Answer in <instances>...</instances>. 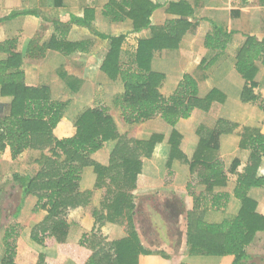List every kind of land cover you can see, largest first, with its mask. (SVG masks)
I'll return each instance as SVG.
<instances>
[{
  "label": "trees",
  "instance_id": "16d2710c",
  "mask_svg": "<svg viewBox=\"0 0 264 264\" xmlns=\"http://www.w3.org/2000/svg\"><path fill=\"white\" fill-rule=\"evenodd\" d=\"M167 4V13L177 18L168 20L162 27H154L150 21L153 12L162 7L160 3L110 0L103 7L102 15L111 22L122 23L128 19L132 22V33L149 30L152 34L148 40H138L129 67H124L120 59L121 46L127 35L111 36L95 31L91 9L85 10L82 18L69 16L67 21L47 18L33 10L13 11L0 20L34 16L43 22V26L46 23L54 30L48 41L41 43L39 35L46 30L41 25L23 53L17 51V39L0 42V55L4 57L0 60V96L10 99L8 104H0V153L8 149L11 160H16L27 150L49 153L40 156L37 161L39 170L33 177L17 173L12 175V182L20 188L21 200L35 197L32 212L46 213L43 220L31 229V241L39 246L56 243L57 258L47 260L39 256L37 264H63L67 259L77 264H137L140 255L150 254L141 246L134 228L136 205L132 191L136 188L138 176L142 174L143 161L151 158L163 136L152 134L148 140L141 141L121 135L109 114V107L100 105L86 110L76 120L74 136L60 140L55 138L53 130L61 121L69 102L52 100L46 86L26 85L23 61L41 60L47 51L67 56L87 54L90 41H67L72 26L87 28L95 37L108 41V50L100 70L110 80L119 79L122 83L123 93L112 101L119 109L122 120L127 125H136L160 118L173 129L180 120L188 119L194 110L208 112L212 104L222 102L224 96L212 89L204 97H199L197 80L190 74L182 75L170 96L165 98L161 95L160 88L165 77L150 69L153 51L177 50L182 38L187 33L195 32L199 23L194 17L193 8L186 1ZM211 25L212 30L205 35L203 45L213 57L204 63V69L213 66L227 51L231 36L235 33L228 26L213 22ZM257 65L264 68V38L246 36L235 53L234 62L235 72L244 80L240 100L242 103L256 104L264 114V100L254 92L259 86L254 81ZM60 77L69 88L75 90L68 82V76L60 74ZM73 82L77 81L74 79ZM235 128V124L223 120H218L210 130L199 127L196 132L199 141L190 158L181 152V136L173 129L167 149L163 148L166 155L164 167L167 176L171 177L173 164L180 162L190 174L185 186L188 196L193 199L192 210L185 213L188 254L232 256V264H246L250 259L246 247L253 242L257 233L264 232V217L256 213V202L247 196L251 189L264 187V178L257 176L259 166L264 161V135L258 129L244 128L239 142V148L249 151V156L243 172L237 175L233 190L234 198L240 202L238 214L220 223L205 221L207 211H223L228 203V194L214 192V188L226 185L227 174H235L240 161L235 159L226 171L214 153L219 149L220 136L231 133ZM109 141H115V145L108 165L103 166L93 161L91 156ZM86 167L93 168L96 175L94 188L105 189V193L101 208L92 210L91 231L83 234L78 243L69 244L66 241L69 227L80 224L93 194L92 191L79 190L81 175ZM193 174H196V178ZM199 185L204 186V191L195 193ZM169 207L175 208V204L170 203ZM108 223L125 226L126 237L107 241L109 229L105 225ZM17 238L16 226L5 230L0 264H15Z\"/></svg>",
  "mask_w": 264,
  "mask_h": 264
},
{
  "label": "rangeland",
  "instance_id": "374dc122",
  "mask_svg": "<svg viewBox=\"0 0 264 264\" xmlns=\"http://www.w3.org/2000/svg\"><path fill=\"white\" fill-rule=\"evenodd\" d=\"M163 1L164 0H157V2L161 3H164ZM166 1L177 0H165V3ZM187 1L192 2V0ZM248 3L249 4L244 7L245 12L240 14L241 16L239 15L238 17H234L230 14V6H236V4H238V0H206L204 3H201L199 8L196 10V17L199 18L200 21L207 18L214 20L215 23L220 24L223 27L231 25L232 28L238 29V32L241 35L244 33H250L258 39H263L264 0H249ZM199 24L200 25L196 28L195 32L188 34L182 40V43L177 51L173 53L164 52L156 54L154 58V69L162 72L166 77H168H165V80L160 88V93L167 98L173 91L181 76L186 73L192 75L197 80L201 98L211 89L219 91L224 96V100L222 102H218V104L213 103L210 110L206 113H202L200 111L193 112L188 119L180 121L173 129L181 136L179 145L180 150L186 155V157L190 158L194 148L196 147L198 140L196 132L199 127L210 130L216 125L218 120L235 124L236 128L231 133L225 134V136L221 138L219 142V149L216 153H214V156L218 157L222 161L225 170H228L234 158H238L241 161V165L239 167L241 169V166L245 163L246 154L238 148V141L241 139L244 128L259 129L261 132H264V114L258 109L256 104H243L239 97L241 88L239 83L241 82V78L234 71L233 62L235 61V53L243 44L244 39L241 38L240 34H236L234 38L230 39V42L232 43H229L230 46L227 51L222 55L220 54L221 59H219V61L217 60L213 66L204 69V63L213 57L211 54L207 53L203 47L204 35L211 31V26L210 23L205 20ZM100 30L113 35L118 34V32L125 33V26L122 25L117 28H110V24H101ZM118 30H121V32ZM46 33H40L39 36L41 42H43V40L45 42L47 41L49 33ZM73 34L74 38H82L87 35L81 30L75 31ZM18 37L21 43L23 36L18 35ZM138 37H140V35L133 34L128 35L125 38L126 40H124V43L121 46L122 53L120 56L123 63L130 62L129 59H131V53L135 52L134 49L137 45ZM89 38L93 39L95 42V44L93 42L94 47H92L89 55L84 57L75 56L74 58H67L62 55L54 57L48 54L46 59L39 60L33 66L36 67L39 75H46L50 72V74H56L55 69L60 71L65 70V67H69L67 66V61L70 62V65L75 66V68L72 67L71 69V67H69L68 70H66L71 72V76L68 77V82H70V84L74 87L76 84L73 82V76L77 73L79 74L78 76L82 77V79H80L78 91L76 93L69 92L70 98L69 95L66 96L64 92L62 97L64 98L63 100L68 99L70 105L72 104V106H78V108H80L79 110L100 105L110 106L112 117L114 118V122L116 123L120 134H125L128 138L132 139H141L142 137H147L150 133H161L164 135L166 141L170 136V129L160 120V118H155L137 126H127L121 120L119 112H117L118 110L115 111L111 108L112 99L116 94L122 92V87L119 81L109 82L106 80V77L100 71V65L103 62L102 55L104 56L106 53L108 42L97 40L93 36H90ZM201 62L203 63L201 64ZM76 65H81L80 67L82 68L84 67V71L82 72L77 70ZM257 66L259 67V71L257 72L254 81L258 83L259 86L254 92L259 94L261 99L264 100V68L260 65ZM27 70L28 72L31 71L29 67H27ZM62 81L63 82L58 84V89L60 85L63 92L66 91L64 84L66 86L67 84L64 80ZM89 83L91 86L82 88V96H74L75 94H79L81 91L79 89L82 85H88ZM81 97V100L86 101L85 103L79 102ZM58 98L61 97L59 96ZM2 101H5V99ZM78 112L80 113V111L77 110V113ZM70 114L73 116L72 113H66V115H68V122L60 125L63 129V133L60 137H69L73 134L74 127H72V121L75 119L77 114L72 118ZM163 148L167 149V145L165 143H161L160 146H157L154 149L150 159L143 161L144 174L142 173V176H145L144 178H146V182L141 184L140 189L144 190L145 187H152V189L147 192L143 191V193H147L142 194L143 196L137 195L136 198L139 208L136 210V217L134 220L137 222L136 226L145 244L151 246L152 249L158 248L159 251L162 252L163 250H171L170 254L174 255V251L172 249L174 247H178L179 249V247L184 246V241L186 243V235L183 233L184 229L186 230L185 213L192 210L193 199L188 196L185 189L187 182L190 180V174L188 173L187 167L180 162H175L173 164V175L168 177L167 171L164 167L166 155ZM108 149V146L104 147V150L98 155V158H93L94 161L98 163V160L102 162L105 161V163L108 164ZM39 155L40 153L28 152L22 155L18 160L11 161L7 154H0V260L4 253L2 239L5 230L9 227L16 226L18 229V240L21 234L28 227L32 226L35 219H39L44 215V212H39L40 214L32 212V207L36 198L31 196L22 201L17 184H15L14 181L12 182L13 173L33 176L39 170V165L37 164L38 158L40 157ZM102 162H100V164ZM227 175V190L229 191L233 188L236 177L231 174ZM177 177H179L178 181ZM193 177L196 178V174H193ZM149 179L156 180L155 184H151ZM104 190H95L96 193L93 194L95 196L93 197L92 195L90 205L85 209L86 212H89L90 214L92 209L101 208L100 201L103 199L105 193ZM203 191V187L199 185L197 186L195 193ZM98 192L99 194H97ZM164 198H167L168 202L164 203ZM145 201L153 204V209L157 211V215L155 214L153 217L147 215L149 210L147 211V209L143 207V205L146 204ZM169 202L172 203V205L173 203L175 204V210L170 209ZM166 204L169 209L166 208ZM176 211L180 212L176 213ZM79 225L80 224L77 226ZM151 226L153 227L151 228ZM105 227L108 228V225H105ZM163 227L164 230L161 231L160 228ZM123 231L125 232V228ZM21 240L22 239L20 238V241ZM30 244L33 245L32 243ZM261 245L264 246V238L260 240L259 246ZM180 251L182 252V250ZM24 252L25 251L21 252V256L23 257L25 256ZM258 254L259 256L264 257L263 250H259ZM261 262L263 263L264 259H262L260 263ZM254 263L258 264V261L255 260Z\"/></svg>",
  "mask_w": 264,
  "mask_h": 264
},
{
  "label": "crops",
  "instance_id": "0c3cea01",
  "mask_svg": "<svg viewBox=\"0 0 264 264\" xmlns=\"http://www.w3.org/2000/svg\"><path fill=\"white\" fill-rule=\"evenodd\" d=\"M109 1L110 0H0V20L4 19L5 17H7L13 11H27V10L31 11V10H33V11H38L44 17H47V18H51V19L60 18L59 19L60 21H67L69 16H73V17H76V18H82L84 16L85 10L91 9L92 12H93L92 27H93V29L95 31H97L99 33H102L104 35H111V36H117V35H120V34H125L127 36L128 35H133L134 33L131 32L132 31V22H131V20L126 19L122 23H113L108 18H105L102 15L103 7L107 3H109ZM114 1H119V0H114ZM148 1H150L152 3H160L162 5L161 8H159V9H157V10H155L153 12V14H152V16L150 18L152 26H154V27H162L168 20L177 18L176 16H173V15H170V14L167 13V6H168L167 3H169V2H177L179 0H177V1H168V2L166 1V3H165V0L163 1L164 3L157 2V0H148ZM183 1H186L193 8L195 19L200 21V19L196 17V10L199 8L201 3H204V1H206V0H192V2L191 1H187V0H183ZM248 1L249 0H246V1L238 0V4H236V6L231 5L230 6V14H231V16L233 15L234 17H238L240 14H243V12H245V8L244 7L249 4ZM228 10H229V6H228ZM160 12H162V13H160ZM204 20L210 23L211 30H212L211 22L215 23V21L211 20V19H208V18L207 19H202V21H204ZM202 21H200V22H202ZM199 23H198L197 27L200 25ZM233 23H235V22H233ZM101 24H104V25L110 24V28H117L119 26L124 25L125 26V33H119L118 32V34H113L112 35V34H109L108 32H103V31L100 30V25ZM157 24H159V25H157ZM41 25L43 26V22L40 19H38V18H36L34 16H20V17H17L15 19H13V20L0 22V42L5 41V40H10V39H17V42H18L17 51L20 52V53H23L28 41L31 38H33L37 32H39V27ZM227 26L231 30H233L235 32L231 36V38H234V36L236 34H240L238 32V29L232 28L231 25L230 26L227 25ZM43 27H46V30L43 32V34H45L46 32H47L46 34L49 33V35H48L49 36L48 39H49L51 37V35L54 34L53 28L50 25L46 24V23L44 24ZM79 30L85 32V34H87V35L85 37H82V38H74V34L73 33L75 31H79ZM118 31L121 32V30H118ZM241 33H243V32H241ZM188 34H190V33H187L182 38V40ZM18 35L19 36H23V40H21L22 41L21 43H20V39H19ZM136 35H140V37H138V39H137V42H138V40H148V39H150L152 37V34H151V32L149 30L143 31L141 33H137ZM205 35H204V37H205ZM90 36H93L97 40H101V39L95 37L91 33V31L88 30L87 28L72 26L71 30H70V32H69V34L67 36V41H69V42L90 41L91 42V46H90V49L87 52V54L76 53V54L67 56V55L62 54L60 52L47 51L46 54H45V58H43V59H46L48 54H50V55H52L54 57L62 55V56L67 57V58L68 57H73L74 58L75 56H82V57L87 56V55H89L91 53L92 47H94V44H95L93 39L89 38ZM246 36H254V35H251L250 33H244V34L241 35V38H243L245 40ZM48 39H47V41H48ZM182 40H181V42L179 44V47H180V45L182 43ZM244 40H243V42H244ZM101 41H107V40H101ZM93 42H94V44H93ZM203 42H204V39H203ZM41 43H45V41L43 40V42H41ZM231 43L232 42H230V44ZM230 44H229V46H230ZM136 47H137V45H136ZM136 47H135L134 51L136 50ZM203 47H204V45H203ZM107 49H106V53H107ZM177 50H158V51H153L152 59H151V63H150L151 71L163 74L162 72L156 71L154 69L155 68L154 58H155L156 54H160V53H164V52L165 53H169V52L173 53V52H175ZM206 51H207V53L211 54L210 51H208V50H206ZM106 53L104 54V56L102 55V57H103L102 61H103ZM211 56H213V54H211ZM130 57H131V59H129V60L131 62L133 60V53H131ZM3 58L4 57L0 55V60L3 59ZM70 59H72V58H70ZM219 59H221V56L218 58V61H219ZM38 61L39 60L33 61V60H26V59L23 61V71H24V75H25V84L28 85V86H32V87L46 86V87L49 88V91L51 90L50 91V97H51L52 100L59 101V102L68 101V99L63 100L64 98H62L64 92H65L66 96L69 95V92L76 93L78 91V88H79V85H80V79H82V77L78 76L79 75L78 73L76 75L74 74L73 80L74 79L77 80V83H75L77 85V87H76V85L74 86L75 90L69 88V86H66L64 84V86H65L64 88H66V91L62 92V89L60 88V85H59V89H58V84L63 82L62 81L63 79L61 80L60 74H65L66 76L70 77L71 76L70 75L71 72H68L66 70H68L69 67H71V69H72V67L75 68V66L70 65L71 63L67 61V63L69 64V65L67 64V66H69V67H65V70L60 71V70L55 69V73L56 74H50L51 73L50 72V73H48L46 75H44V74H40L39 75V72L37 71L36 67L33 66ZM130 62L129 63H123L121 61V63L123 64L124 67H129L130 66L129 65ZM234 62H233V69H234ZM76 66H77L76 67L77 70L82 71V72L84 71V67L83 68L80 67L81 65H76ZM27 67H29L31 69L30 72H28ZM258 71H259V67H258ZM104 76L106 77V80H108L109 82H116V81L120 82L119 79H116L115 81H112L105 74H104ZM164 77H166V76L164 75ZM166 78H168V77H166ZM177 84H176V86H177ZM120 85L122 87V92L116 94L114 97H116L117 95H120V94L123 93V86H122L121 82H120ZM89 86H91L90 83L88 85H82L81 88L79 89V90H81L79 92V94H75V95L72 94V95L79 96V97L82 96V94H81V92L83 90L82 88L89 87ZM176 86L174 87L173 91L175 90ZM239 86L241 87L240 88V92H239V94H240L241 91H242V88L244 86V80L242 78H241V82L239 83ZM173 91L171 92V94L173 93ZM198 91H199V97H200L201 95H200L199 86H198ZM170 95H168V96H170ZM57 96L58 97L60 96L61 98H58ZM204 96H202V97H204ZM239 97H240V95H239ZM69 98H70V95H69ZM3 99H5V101H2ZM81 99H82V97L79 99V102H81V103H85L86 102L85 100H81ZM113 99H112V101H113ZM9 102H10L9 98H2L0 96V104H8ZM214 103L218 104V102H214ZM95 107H97V106H95ZM108 107L110 109V106H108ZM92 108H94V107L86 108L84 110H79L80 108H78V106H76V105L72 106V104L70 105V103H69V105L67 106L66 110L64 111V114H63V117H62L61 121L56 126V128L53 130L54 137L60 140V139H63V138H69V137L74 136V134L76 132V129H75L76 120L86 110L92 109ZM111 108H113L115 111L118 110L117 112H119L120 118L122 120V117H121L119 109L116 108L113 104H112ZM77 110L80 111V113L79 112L77 113ZM196 111H199V110H194L193 112H196ZM67 112L73 114V116H71V114H70L71 118L74 117L77 114L75 116V119L72 121V127H74L73 128L74 131H73V134L71 136H69V137H60L61 134L63 133V129H62V127H60V125L62 123L65 124V122H68L67 121L68 115H66ZM200 112H202V111H200ZM202 113H206V112H202ZM109 114L112 117L111 109L109 111ZM113 120H114V118H113ZM180 121H182V120H180ZM123 123L126 124L124 121H123ZM137 125H139V124L129 125V126H137ZM165 125L170 129V133L169 134H171L172 128L169 127L167 124H165ZM259 132L264 135V132H261V130H259ZM152 134H160V135H162L163 136V140H162L161 143H165L167 145V141H168L169 137L165 141L164 135L161 134V133H150V134L147 135V137H144V138L142 137L141 139L139 138L137 140H141V141L148 140ZM224 136L225 135H221L220 136L219 142H220L221 138H223ZM198 141H199V138L197 140L196 147H197ZM239 142L240 141H238V148H239ZM111 144H112V147H111ZM160 144H158L157 146H160ZM114 145H115V141H109V142L105 143V145H104V147L108 146V148H109L108 149L109 156H110V153H111ZM104 147L91 156V159L93 161H94L93 158H96V159L98 158V155L104 150ZM196 147L194 148V150L196 149ZM240 150H242V149H240ZM242 151L246 154L245 155V163H246V160H247V158L249 156V151H247V150H242ZM28 152L40 153L39 156L48 155L49 154L47 152L27 150L22 155H24L25 153H28ZM2 153L7 154V156L11 160L8 149H5V151L1 152L0 154H2ZM22 155H20L16 160H18ZM234 159H233V161H234ZM16 160H11V161H16ZM237 160H239V159L237 158ZM98 161H99V163L97 162L98 164H100V162H102L100 160H98ZM108 161H109V158H108ZM245 163H244L243 166H241V169H240L239 168L240 165H241V161H240V165L237 168V172L235 174H231V175L235 176L236 179H237V175L243 172L244 167H245ZM100 165L107 166L108 164H106L105 161H103ZM226 171H228V170H226ZM142 173H143V171H142ZM13 174H15V173H13ZM17 174H19V173H17ZM19 175H22V174H19ZM22 176H25V175H22ZM27 176H29V175H27ZM33 176H30V177H33ZM257 176L264 178V161H262V163L259 166V169L257 171ZM144 177L142 176V174L138 176L137 183H136L137 186H136L135 190L132 192L133 196H134V203L136 205V210H138V208H139L138 201H137V198H136L137 195L147 194L146 192L150 191L152 189V187H148L147 188L145 186H144L145 187L144 190L140 189L141 184H144L146 182V178H144ZM177 178H178L177 179V181H178L179 177H177ZM236 179H235V183H236ZM95 182H96V175L93 173V168L86 167V168L83 169V172H82V175H81V180H80V183H79V190L81 192L92 191L93 194H95L96 193L95 192L96 189L94 188ZM150 182H151V184L154 185L156 180L151 179ZM227 183H228V177H227L226 185L224 187H216V188H214V192H223V193L228 194L229 199H228V203L226 205V208L223 211H217V212H215V211H207L206 214H205V221L206 222H208V223H220L224 219H231L232 217H235L238 214V212L240 210V202L238 200H236L234 198V196H233V190H234V187H235V183H234L233 188L231 190H229V191L227 190V187H228ZM138 184H139V186H138ZM202 187L204 189V186H202ZM17 188L19 189V193H20V188H19L18 185H17ZM143 191H146V192L143 193ZM97 194H99V192ZM94 196L95 195H93V197ZM247 196L250 199H252V200H254L256 202V213H258L259 215L264 217V187L263 188H253V189H251L248 192ZM29 197H31V196H29ZM29 197H27V198H29ZM163 202L164 203L168 202V199L164 198ZM100 203H101V201H100ZM145 203L146 204H144L145 206L143 205V207H145L147 209V211L149 210L147 215L151 216V217H153L155 214L157 215V211L155 209H153L154 208L153 204L151 202H148V201H145ZM35 204H36V201H35L33 207L35 206ZM169 204H170V202H169ZM33 207H32V210H33ZM166 208L169 209L167 204H166ZM136 210H135V212H136ZM174 210H175V208H174ZM39 212H44V211H39ZM39 212H37V213H39ZM37 213H35V214H37ZM45 216H46V213L44 212L43 216H41L39 219H35L33 224H32V226L28 227L21 234L20 238L22 240L20 241V238L17 240V252H16V257H15V264H37L39 256H44L45 259H47V260H55L57 258V249H56V243L55 242L52 245H50V246H39L36 243H34L33 241H31V239H30V231H31V229L34 226H36L37 224H39L43 220V218ZM135 217L136 216H134V218ZM133 223H134V228H135V231H136V233L138 235V239H139V242H140L141 246L145 250H148L150 252V254L146 255V256L140 255L138 257L137 264H181V263H186V264H232L233 263L234 258L232 256H223V257L190 256L188 254V249H187L185 241H184V246L183 247H179V249H178V247L177 248L174 247L172 249L174 251V255L170 254L171 250H167V249H166L167 251L163 250V252L165 251L163 253L162 251H159L158 248L152 249L151 246H148V244H145L144 241L142 240V237H141V235L139 233V230H138V228L136 226L137 222H135V220H133ZM107 225H108V229L110 231V234H109V237H108L107 241H117V240H120V239L126 237V232L123 231L124 227L122 225L120 226L118 224H111V223H108ZM92 226H93L92 211H91L90 214H89V212L85 211L84 217H83L82 221L80 222V225L79 226L75 225V226H70L69 227V231H68V235H67V240L66 241L68 243H74V244L78 243V241L80 240V238H81V236L83 234H88L91 231ZM152 227L153 226H151V228ZM160 229H161V231H163L164 227L160 228ZM183 233L186 235V230L185 229H184ZM262 238H264V232L257 233L255 238H254V240H253V242L249 246L246 247V249H245L246 254L250 257V259L247 261L246 264H255L254 263L255 260L258 261V264H264V262L260 263V261H262V259H264V257L259 256V254H258L259 250H263L264 251V246L263 245L259 246L260 240ZM70 239H71V241H70ZM30 243H32L33 245H31ZM145 245H147V246H145ZM258 246H259V248H258ZM2 247H3V242H2ZM24 249H26V250H24ZM180 250H182V252ZM23 251H25L24 252V254H25L24 257L21 256V252H23ZM63 264H77V263H75L71 259H67Z\"/></svg>",
  "mask_w": 264,
  "mask_h": 264
}]
</instances>
